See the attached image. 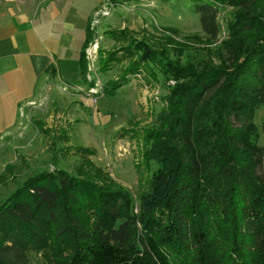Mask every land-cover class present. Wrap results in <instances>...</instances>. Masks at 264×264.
<instances>
[{
    "label": "trees",
    "instance_id": "16d2710c",
    "mask_svg": "<svg viewBox=\"0 0 264 264\" xmlns=\"http://www.w3.org/2000/svg\"><path fill=\"white\" fill-rule=\"evenodd\" d=\"M177 1L210 43L225 23L229 59L181 66L118 30L121 45L100 66L127 62L108 96L137 78L175 82L165 127L142 135L141 163L157 165L146 187L134 200L90 149L74 150L72 172H40L0 203V264H264V118L254 124L264 105V2ZM226 6L237 10L224 21ZM254 28L258 42L246 39ZM90 37L87 27L82 76Z\"/></svg>",
    "mask_w": 264,
    "mask_h": 264
},
{
    "label": "rangeland",
    "instance_id": "374dc122",
    "mask_svg": "<svg viewBox=\"0 0 264 264\" xmlns=\"http://www.w3.org/2000/svg\"><path fill=\"white\" fill-rule=\"evenodd\" d=\"M66 1L0 0V17L33 16L49 4L60 5ZM98 1L88 23L91 37L83 49L86 71L79 76V88L62 86L52 92L51 87L45 100L31 104L16 124L0 134V203L40 172L57 169L72 172L81 162L74 152L80 148L90 149L93 154L88 159L108 178L126 188L134 200L146 187L157 165L151 163L146 169L141 163L142 135L165 127L172 106L168 98L175 82L172 79L165 81L160 76H157L158 81L147 80L148 85L142 80H129L114 95L105 94V87L119 79L127 65V62L108 63L104 70L100 69L108 54L121 45L115 42L111 32L124 30L132 38L145 40L157 54L167 52L165 55L181 66L206 64L210 60L217 63L230 57V52L224 49L229 42L225 23L218 40L210 43L200 29L198 16L189 11L185 2ZM101 6H105V10L100 14ZM236 10L223 7L220 18L225 21ZM249 32L251 35L245 38L258 42V31L254 28ZM179 44L185 47L179 49ZM86 49L94 51L88 62ZM263 118L264 105L255 112L254 124L259 129ZM259 146L264 147L261 130ZM258 172L264 173L263 168ZM134 207L136 212L138 204Z\"/></svg>",
    "mask_w": 264,
    "mask_h": 264
},
{
    "label": "crops",
    "instance_id": "0c3cea01",
    "mask_svg": "<svg viewBox=\"0 0 264 264\" xmlns=\"http://www.w3.org/2000/svg\"><path fill=\"white\" fill-rule=\"evenodd\" d=\"M98 2L67 0L33 16L0 17V134L51 87L79 88L80 52Z\"/></svg>",
    "mask_w": 264,
    "mask_h": 264
},
{
    "label": "built area",
    "instance_id": "2783aa9c",
    "mask_svg": "<svg viewBox=\"0 0 264 264\" xmlns=\"http://www.w3.org/2000/svg\"><path fill=\"white\" fill-rule=\"evenodd\" d=\"M104 7H105V6H104ZM104 7L101 6V9H100V11H99L100 14L105 10ZM102 16H104V14H102ZM93 23H95V21H94ZM89 46L91 47L92 44H90ZM94 47H95V46H93V49H94ZM93 55H94V51H93V50H91V49H86V51H85V58H86V61H87V62H88V61H91V59L93 58V57H92ZM141 80H142V79L137 78L136 81H141ZM142 81H143V80H142ZM144 84H145V83H144ZM145 85H146V84H145Z\"/></svg>",
    "mask_w": 264,
    "mask_h": 264
}]
</instances>
